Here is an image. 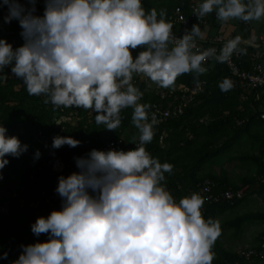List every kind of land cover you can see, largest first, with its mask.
Returning <instances> with one entry per match:
<instances>
[{
  "label": "clouds",
  "instance_id": "9594fccd",
  "mask_svg": "<svg viewBox=\"0 0 264 264\" xmlns=\"http://www.w3.org/2000/svg\"><path fill=\"white\" fill-rule=\"evenodd\" d=\"M5 6L4 21H18L24 42L13 47L0 37V79L11 66L30 95H44L55 106L91 109L96 123L109 130L120 126L122 109L131 107L139 130L134 148H92L74 157L76 170L57 178L61 207L31 224L34 235L47 239L22 245L11 264H212L219 222L203 216L200 194L177 201L162 183L173 165L146 149L158 120L155 113L149 119L151 106L140 102L143 93L132 81L144 74L167 88L181 74H203L208 59L225 62L244 52L242 37L228 39L219 52L200 49L199 24L177 36L165 14L146 11L142 0H44L42 14L37 0H0ZM213 12L222 21L259 20L264 0H200L194 9L198 18ZM219 87L228 91L233 83L225 78ZM80 143L58 134L52 147ZM27 149L0 123V169L9 155ZM40 155L37 149L34 157Z\"/></svg>",
  "mask_w": 264,
  "mask_h": 264
},
{
  "label": "trees",
  "instance_id": "16d2710c",
  "mask_svg": "<svg viewBox=\"0 0 264 264\" xmlns=\"http://www.w3.org/2000/svg\"><path fill=\"white\" fill-rule=\"evenodd\" d=\"M142 3L146 11L155 8L158 14L163 12V18L177 6L188 9V0H142ZM43 8L44 0H37V11L42 14ZM6 11V6L0 7V37L16 47L24 42L20 34L21 28L15 19L11 23L4 21ZM193 24L195 21L191 27ZM242 48L245 49L241 53L244 63L252 55L254 48ZM140 50V46L133 49V56ZM207 68L208 70L200 75L195 72L181 74L176 78L174 85L167 87H181L184 90L198 82H204L203 91L197 100L188 106L181 116L168 119L154 127V137L146 144V149L153 157L162 163L166 161L173 165L171 172L165 173L162 183L177 201L194 191L197 184L204 179L216 183V191L227 188L236 190L244 185L251 190L264 185V121L257 116L264 94L259 95L261 90H256L243 99L241 89L231 87L228 91H222L219 84L229 77L226 66L214 63L207 64ZM4 72L7 73L6 79H0V123L5 125L9 135L18 136L22 143L28 145L27 151L19 157L9 155V163L0 169V208H8L7 213L0 212V257L4 252L8 253L6 259L0 258V264H11L23 250L22 245L38 239H47L46 234L39 237L34 235L31 224L37 216H47L52 209L61 207V199H50L49 202H46V199L56 192L59 175H67L76 170L74 157L86 155L79 147H72L56 150L47 157L52 135L63 129L65 134L74 135L79 139L83 146H100L110 140L122 139L126 146L133 147L139 137V130L132 123L131 107L122 109L120 126L109 130L96 123V113L91 109L45 103L44 95L28 93L22 79L11 72V66H6ZM132 82L143 93L141 103L151 106L159 101L156 92L140 80V74H134ZM202 119L204 121H201ZM240 119L248 120L242 125H236V121ZM243 138L254 142V150L243 159H251L256 164V172L255 175L242 177L239 183H234L227 170L216 168L224 158L232 159L230 152L233 145ZM37 149L41 153L39 158L34 157ZM56 158H61L73 169L64 170L59 175L51 174L46 168L39 169L46 159L51 165ZM242 200H236L232 204L222 202L206 205L203 216L207 219L210 218L209 215H213V210L223 212L233 209ZM256 220H264V214L246 213L237 216L232 224L240 231L243 224ZM262 234L264 230L259 237ZM236 252H229L219 246L216 255L213 253L212 261L231 262L236 257ZM261 261L263 262L264 258L240 261V264Z\"/></svg>",
  "mask_w": 264,
  "mask_h": 264
},
{
  "label": "built area",
  "instance_id": "2783aa9c",
  "mask_svg": "<svg viewBox=\"0 0 264 264\" xmlns=\"http://www.w3.org/2000/svg\"><path fill=\"white\" fill-rule=\"evenodd\" d=\"M22 2H26V0H22ZM200 0H188V9L184 10L182 6H177L174 10L164 17L168 22L173 25V33L177 36H181L185 30L191 29L192 22L195 21V24H199L201 29L207 23L206 16L203 18H198V16L194 13V9L199 5ZM250 21H244V25L248 26ZM228 40L224 35L218 34L210 40L202 41L199 37L196 38V42L200 49H207L215 47L217 51L221 49L222 45ZM251 46L254 48L252 53V63L249 66L244 65L241 60L240 51H236L232 54L231 58L225 62H219L215 58L208 59L205 64H214L219 63L226 66L228 70V79H230L233 83L234 88L241 89L243 92L242 98L244 99L247 95L255 92L256 90H261V94H264V65L259 62V58L261 55V46H264V37L258 43H252ZM242 48V44L239 46ZM144 74H140V80L146 82L148 87H151L152 80L148 77L142 78ZM204 82H198L188 89H182L181 87H172L171 89H167L165 87H161L158 83L156 86V94L159 96V101L151 104L149 108V119H151V114L155 113L158 123H156L153 127L159 126L160 124L166 122L168 119L176 118L181 116L185 109L193 104L199 94L203 91ZM257 116L260 120L264 121V98L262 103L257 111ZM63 120H67L63 118ZM248 119H240L236 121V125H242ZM201 121H204L202 119ZM67 135L63 132V129L57 130L52 135L53 137L56 135ZM74 137V135H70ZM75 138V137H74ZM162 139V136L160 137ZM52 140L48 145L47 157L50 156L54 151L60 150L63 148H72L71 146L64 144L59 148L52 147ZM124 140H110L105 142L100 146H92L86 145L83 146L81 143L76 146L80 149L84 150L87 154L89 150L92 148L97 149H109V148H121V149H130L135 147L136 144L139 143V139L134 142L133 147L126 146L123 142ZM47 160V159H46ZM45 160L39 169H49L51 174L59 175L64 170L73 169L71 165H66L61 158H56L54 162L50 165ZM262 182L264 183V178H262ZM217 185L210 179H204L197 184V187L194 191L188 193L190 195L193 192L200 194L203 198L204 203L201 208L202 214L205 213L206 205H213L222 202L233 203L236 200H241L246 193L248 192V187H242L239 189H223L220 191H216ZM61 199L60 195L55 192L49 198L46 199V202H49L50 199ZM0 212L5 214L8 212V208L3 206L0 208ZM264 258V234H262L256 244L244 247L236 252V257L230 262L225 260L222 263H216L212 261V264H240V261H250L254 259H263Z\"/></svg>",
  "mask_w": 264,
  "mask_h": 264
},
{
  "label": "crops",
  "instance_id": "0c3cea01",
  "mask_svg": "<svg viewBox=\"0 0 264 264\" xmlns=\"http://www.w3.org/2000/svg\"><path fill=\"white\" fill-rule=\"evenodd\" d=\"M206 20L207 23L201 29L203 36L202 38L199 37L202 41L210 40L218 34H222L228 39L239 34L242 37V42H241L242 46H248L250 48H253L251 44L258 43L264 37V17H262L259 20H250L248 26L244 25V20H241L239 18L229 19L228 21L219 20L214 12L207 14ZM260 50H261V55L259 58V62L264 65V46H261ZM252 60H253L252 55H250L249 58H247L244 61V63H246V66H249L252 63ZM259 95H263V94L260 93ZM240 180L241 177L236 179L234 183L235 182L239 183ZM244 187L247 186L244 185L243 188ZM246 198L253 199V201L250 204V206L253 207V211L251 213L257 212L264 214V185L261 187L256 186L251 190H248V192L242 199L244 200ZM243 200L237 206L241 205ZM229 210L231 209H228L223 212H219V210H213L212 211L213 215H209L210 218H213L219 222L221 228V234L219 235V237L217 238V240L215 241L212 247L217 248L219 250V246H220L228 250L229 252H236L241 248L256 244V241H258L257 239H259V235L264 230V220H256L255 225L253 224V222L245 223L243 224V226L239 231L237 226L232 224L233 223L232 221L237 216L246 213L237 215L231 220H228L225 214H227ZM230 223L232 225H229ZM257 223H258V227L262 225V229L255 236L254 232L251 233V231L249 232V230H251L253 226H256ZM224 238H228L229 241L225 242L223 240ZM216 251H217L216 249H212V252L215 255H216Z\"/></svg>",
  "mask_w": 264,
  "mask_h": 264
},
{
  "label": "rangeland",
  "instance_id": "374dc122",
  "mask_svg": "<svg viewBox=\"0 0 264 264\" xmlns=\"http://www.w3.org/2000/svg\"><path fill=\"white\" fill-rule=\"evenodd\" d=\"M147 76L143 75L142 78H146ZM157 82L152 81L150 89L154 92L156 91ZM255 145L253 141H249L247 138H243L241 141L236 142L232 149L231 154L233 155L232 159L224 158L221 162L220 166H218L216 169L220 170H226L229 172L230 177H232V181H235L238 178L242 177H250L255 175L256 172V164L251 159H243V157L247 156L248 154H251L254 150ZM242 158H240V157ZM222 166V167H221ZM234 179V180H233ZM248 187V186H247ZM253 199H244L242 204L234 207L233 209L229 210L227 212L226 217L228 220H231L232 218L236 217L237 215L243 214V213H251L253 211V207L250 206ZM250 223V222H249ZM255 221L253 224L255 225ZM262 229V225L258 227V223L256 226H253L251 230V233L254 232V235L256 236L260 230ZM254 230V231H253ZM225 242H228V238L223 239ZM216 249L217 248H213ZM252 264H264V261L262 262H254Z\"/></svg>",
  "mask_w": 264,
  "mask_h": 264
}]
</instances>
